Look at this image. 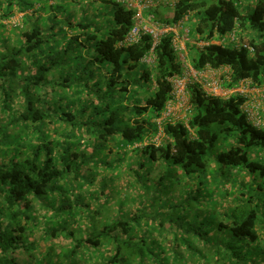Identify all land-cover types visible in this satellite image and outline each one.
Returning <instances> with one entry per match:
<instances>
[{
	"label": "trees",
	"instance_id": "1",
	"mask_svg": "<svg viewBox=\"0 0 264 264\" xmlns=\"http://www.w3.org/2000/svg\"><path fill=\"white\" fill-rule=\"evenodd\" d=\"M46 1L0 0V29L17 12H25L22 20L30 25L15 33L12 44L8 34L0 35V112L9 117L0 126V264L27 262L17 252L35 245L37 206L50 222L46 237L62 232L71 239L65 261L42 264H78L72 256L82 246L104 244L109 252L103 264H264V120L251 121L242 109L246 97L216 96L190 81L187 122H158L171 99L170 78L184 72L173 33L161 35L152 61L144 62L151 34L119 45L135 14L124 1L88 0L85 9L78 2L73 16L62 14L68 0ZM153 16L167 25L187 16L194 70L228 68L225 88L243 79L262 83L264 0H174ZM231 33L238 42H211ZM157 133L158 145L150 141ZM107 141L134 145L129 169L137 184L154 168L156 186L182 177L196 181V189L181 191L182 199L156 214L145 208L121 214L119 207L109 216L105 202L94 210L97 193L80 189L93 183L82 168L96 162ZM88 144L87 153L81 147ZM101 182L100 195H107V180ZM228 197L233 204L224 206ZM78 211L89 226L73 235L68 219ZM152 230L162 231L163 240Z\"/></svg>",
	"mask_w": 264,
	"mask_h": 264
},
{
	"label": "rangeland",
	"instance_id": "2",
	"mask_svg": "<svg viewBox=\"0 0 264 264\" xmlns=\"http://www.w3.org/2000/svg\"><path fill=\"white\" fill-rule=\"evenodd\" d=\"M67 7H64V10L62 11V14L70 13V16H73L75 14L76 9H78V2L80 3V6H82V9H85L88 6V0H68L66 1ZM53 3V0H47L45 4L51 5ZM65 5V4H64ZM161 4L152 7L150 11L146 10L145 14L147 15L149 12L152 14L154 13V10H156ZM35 7H38V4L35 5ZM94 10L91 12L90 16L94 14ZM25 12H17L13 16H11L7 20L1 21L3 23L4 27L0 29V35L1 34H8L10 36V43L12 44L15 41V38H19L15 33H23L27 30H29L30 25L28 23H24L22 18L24 17ZM166 15V12L164 13ZM42 14V16H44ZM196 14H191L190 17L194 18ZM36 17L34 15L31 16V21H35ZM189 26L191 24H188ZM16 26V27H14ZM188 28V27H187ZM190 28L187 29V35L184 36L186 38L185 42L183 40H178L179 42H176L178 44L177 47L185 45V43H193L195 38L191 35V32L189 31ZM185 51L179 50L178 58L183 64V70L184 74H186L190 70V63L188 60V54L186 53L189 51L187 47H185ZM183 49V48H180ZM61 73H58V77H62L60 75ZM52 75V74H51ZM53 77V75H52ZM176 105L177 115H181L179 117L186 116L188 117V113L186 115V100H182L181 104L178 105L177 103H174L173 107ZM172 107V109H173ZM1 111V110H0ZM258 115H262L261 108L258 111ZM12 117H10L11 119ZM7 119L9 117L3 113L0 112V126L3 124H6ZM163 118H158L157 121L160 122ZM187 120V118H186ZM263 122V119L261 120ZM8 126V130L10 132H14L16 129L14 126ZM58 136V135H54ZM161 134L157 133L154 136L150 138L151 142H154L156 145H158L161 140ZM63 137V136H62ZM86 136H84L85 138ZM84 138H81V141L84 140ZM145 143V142H144ZM83 144V143H82ZM88 144L85 147H81V149H87V153L91 151V146ZM133 146H121L119 144H111L109 141L106 142L103 149L100 151V147H98V156H94L96 162L90 165H84L82 170L83 173H87L88 177L90 176V179H93V183L91 184H84L81 191L86 192H92L97 193L96 200H93L90 202L91 207L96 210L100 207V202H105V208L104 210L109 211V216H112L116 214L121 207L123 211H121V214H124L126 211H130L131 213H135L138 209L147 210L143 213L148 214H156L160 210H163L164 208L169 209L170 205H173L178 202L179 199H182V192L183 190H190V189H196L197 186H195L196 181L194 183L189 178H182L179 177L178 179H173V177H170V180L165 181L166 183L162 186H156V181L153 182L157 176V171L154 170V168L151 169L150 176H147V179H143V182L140 184H137L136 180L133 177L132 172L130 171V167H134V164H132L130 167L129 165L131 162L136 158V154L133 151ZM100 153H101V159L102 162L100 163ZM153 164V163H150ZM150 167V166H149ZM247 179V178H246ZM106 189L105 194L100 195V184L101 181H106ZM179 181V184H178ZM61 183H64L62 181ZM192 190V191H193ZM186 193V192H184ZM143 199L148 200V206L147 202L142 203ZM88 200L91 201L92 199L88 197ZM233 202L231 201L230 197L228 199L224 200V206L232 205ZM144 205V207H142ZM142 207V208H141ZM220 208V207H219ZM45 213V209L42 206H37V212H36V222L35 227L33 228V234H34V247L32 249L28 250V253H23L21 251L17 252V257L21 261H27L21 264H42L44 262H54V258L58 260L65 261L66 258L64 257V252L70 247L71 239L68 235L65 233L59 232L56 236L48 235V237L45 236V232L47 227L50 225V222L48 223L47 218H44L43 215ZM76 216L73 218L68 217V229L72 232L73 235H80L81 233H87V229L89 226V222L86 219L87 215L84 212L78 211ZM52 219V222H56L57 226L61 224L59 221L60 218H57L56 220L54 218ZM144 219H141L140 228L142 225H144ZM157 231V230H156ZM151 231V232H156ZM163 232L156 233V238L161 241L163 240L164 235L162 236ZM168 236V234H167ZM172 238L167 237L166 238V244L171 245L172 244ZM114 251V249H112ZM109 252V249L106 247V244L101 247H85L82 246L81 253H76V255L72 256V258L78 259V264H103L107 257V253ZM30 253V254H29Z\"/></svg>",
	"mask_w": 264,
	"mask_h": 264
},
{
	"label": "built area",
	"instance_id": "3",
	"mask_svg": "<svg viewBox=\"0 0 264 264\" xmlns=\"http://www.w3.org/2000/svg\"><path fill=\"white\" fill-rule=\"evenodd\" d=\"M124 1L128 7L133 8L135 10V14L133 16V26L130 28L126 36L119 42V45L127 46L137 42L140 39L141 32L151 34L152 36V46L150 48V54H148L143 61L151 62L152 61V49L158 43L160 36L172 32L173 33V45L177 47L176 42L178 40L185 41L186 38L184 36L187 35V27L185 26V22L187 20V16H185L182 20L178 21L174 25L163 24L159 21H156L154 16L151 13L145 14V10L151 7L156 6L158 3L165 2L172 4L174 0H122ZM233 41L238 42V39L235 37L234 33L225 35L218 41H211L216 43H232ZM203 42L200 44L202 45ZM180 48H183L181 46ZM216 71L210 67H206L202 70H194L190 67V70L181 76V77H172L170 78V82L172 85L171 91V100H181L186 98L185 96V86L188 79L191 77L195 80H198L203 89L210 94L228 97L232 93H239L246 97L247 90L251 87L250 79L241 80L236 86L225 88L220 84V81L215 76ZM171 109L169 106L165 109V115L171 113ZM186 109L189 107L186 105ZM242 109L247 113L248 117L254 123H259L260 119L258 116V106L251 104L250 107L244 103Z\"/></svg>",
	"mask_w": 264,
	"mask_h": 264
},
{
	"label": "clouds",
	"instance_id": "4",
	"mask_svg": "<svg viewBox=\"0 0 264 264\" xmlns=\"http://www.w3.org/2000/svg\"><path fill=\"white\" fill-rule=\"evenodd\" d=\"M163 3H165V2H161V3H158L157 5H159V4H163ZM166 4H169V3H166ZM156 5V6H157ZM155 7V6H154ZM152 8V7H151ZM151 8H149V9H146V10H148V11H150V9ZM145 10V11H146ZM144 11V12H145ZM149 13H151V12H149ZM152 14V13H151ZM153 15V14H152ZM187 21V20H186ZM185 26L187 27V24H186V22H185ZM188 29V28H187ZM235 34V33H234ZM172 41H173V39H172ZM213 41H218V40H213ZM185 42V41H184ZM201 43V42H200ZM200 43H198V45H201ZM214 43H216V42H214ZM230 42H228V43H223V44H229ZM203 44V43H202ZM232 44V43H231ZM176 45L178 46V44L176 43ZM186 47V43H185V45L183 44V49H180L179 47H175L176 49H177V51H179V50H183V51H185V48ZM187 53V52H186ZM190 67H191V65H190ZM192 68V67H191ZM221 68H224V67H221ZM218 69H220V68H218ZM218 69H214L215 71H216V77L218 78V80L220 81V84H221V81H222V74H219V75H217V71H218ZM184 73V72H183ZM183 75V74H182ZM181 75V76H182ZM181 76H178V77H181ZM172 78V77H171ZM226 78V77H225ZM190 81H194V82H197V83H199L200 85H201V83L198 81V80H195V79H193V78H189L188 79V81L186 82V84L188 83V82H190ZM221 85H223V84H221ZM252 86V85H251ZM259 86V85H258ZM201 87H202V85H201ZM203 88V87H202ZM185 89H186V86H185ZM185 96H186V98H184V99H181V100H172L171 102H170V100L167 102V104H166V106H165V109H166V107H170V108H172L173 107V105H174V103H177L178 105H180L181 104V101L182 100H186V105L189 107V109H187L186 110V115H187V113H188V117H189V112H190V110H191V107H190V104H189V101H188V95H187V92L185 91ZM171 97H172V95H171ZM245 97V96H244ZM247 100V99H246ZM165 109L163 110V112H162V114H161V117L160 118H163L161 121H163V120H165V121H167V120H170V121H176V120H180V121H183L184 123H186L187 122V120H186V118L188 119V117H186V116H183V117H179L178 115H177V117L175 116L177 113H179V112H177V110L175 109H171V113L170 114H168V115H165ZM260 119V118H259ZM256 124V123H255Z\"/></svg>",
	"mask_w": 264,
	"mask_h": 264
},
{
	"label": "crops",
	"instance_id": "5",
	"mask_svg": "<svg viewBox=\"0 0 264 264\" xmlns=\"http://www.w3.org/2000/svg\"><path fill=\"white\" fill-rule=\"evenodd\" d=\"M170 16V12H166ZM187 24V23H186ZM222 74L225 75L226 78L229 77L228 68H220L217 71V75ZM246 104L248 107H250L251 104L258 106V111L261 108L262 115H258L260 118V121L264 120V79L262 80V83L259 86H251L247 92H246ZM176 108V105L173 107V109ZM186 112V111H185ZM181 116V115H178Z\"/></svg>",
	"mask_w": 264,
	"mask_h": 264
}]
</instances>
